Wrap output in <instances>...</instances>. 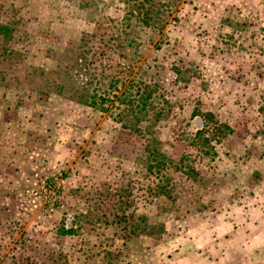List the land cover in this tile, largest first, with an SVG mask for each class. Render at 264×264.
<instances>
[{
    "label": "rangeland",
    "instance_id": "rangeland-1",
    "mask_svg": "<svg viewBox=\"0 0 264 264\" xmlns=\"http://www.w3.org/2000/svg\"><path fill=\"white\" fill-rule=\"evenodd\" d=\"M118 1L123 0H92L106 18L99 32L110 31L107 18L118 17ZM182 5L177 22L162 34L142 29L140 46L123 56L134 66L129 79L156 83L176 103V118L156 128L162 149L175 160L190 155L208 181L191 192L185 187L188 195L179 200L178 213L162 211L158 220L165 233L159 240L133 237L125 256L111 257L114 264H207L212 259L235 264L221 261L234 245L231 233L214 235L216 225L264 227V0H186ZM226 7L238 10L228 13ZM90 9L82 8L80 0H0V25L13 31L12 55L2 65L0 80V243L7 246L5 255L14 254L9 251L15 240L7 232L11 221L22 225L16 240L26 232L41 249L77 244L80 238L61 239L55 229L88 203L95 207L98 193L110 195L102 211L111 221L117 212L136 225L143 213L139 197L153 176L142 170V139L110 116L77 103V86L56 74L66 60L73 62L79 40L97 29ZM233 16L244 27L221 22ZM172 64L188 68V80L176 76ZM41 69L45 75L39 77ZM199 111L232 128L227 139L212 142L217 155L188 145V134L202 125ZM48 178L54 179V191L44 189ZM117 196L127 205L123 212L114 206ZM148 209L153 217L160 211ZM93 211L101 214L96 207ZM118 227L130 230L125 224L109 225L103 237H94L100 230L86 238L93 245L119 239L115 243L123 250L124 233ZM140 243L151 247L143 259L136 254Z\"/></svg>",
    "mask_w": 264,
    "mask_h": 264
},
{
    "label": "trees",
    "instance_id": "trees-1",
    "mask_svg": "<svg viewBox=\"0 0 264 264\" xmlns=\"http://www.w3.org/2000/svg\"><path fill=\"white\" fill-rule=\"evenodd\" d=\"M185 2L186 0L118 1L119 5L114 8L118 17H116L117 19L107 18L110 28L107 33L99 32L104 30L106 22V18L100 17L99 5L96 2L93 3L92 0H80L82 8L92 9H90L91 22L96 23L98 27L95 32L79 40L73 62L71 59L66 60L63 68H58L56 72L71 85L77 86V103L110 116L123 129L131 130L142 139L144 159L142 170L144 176H153V179L139 197L143 210V213L136 218L139 222L136 225H131L128 222V215H119L117 212L112 214V221L109 220L107 211L103 212L102 208L107 205L110 195L102 197L101 193H98L93 201L96 210L101 213L99 216L95 215L93 211L95 207H90L91 205L87 204L90 200L86 198L84 200L87 204L86 209L75 211L67 222L60 224L55 229V235L61 239L75 236L80 238L77 244L70 246L67 250L60 244H54L55 248L52 244L43 245V249H41L35 246L40 242L32 240L26 232H21L16 240L14 234L19 233L22 225L11 221L8 223L7 232L12 240H15L12 241L13 247L9 251L14 254L5 255L7 246L0 243V264H114L112 262L115 259L119 260L120 256H125L123 252L128 251L133 237L135 240L148 239V242L159 240L165 233L164 224L158 220L163 215L162 211L178 213L179 200L188 195L184 189L188 188L191 192L195 184L201 185L208 181L195 168L190 155L182 154L175 160L162 149V144L157 139L156 128L167 127V122L176 118L172 115L176 103L156 83H145L142 79L134 77L129 79L133 75L134 66L129 64L130 61H127L123 56L124 53L140 46L138 35L142 29L162 34L170 22H177V13ZM225 9L230 10L228 13L238 10L233 7ZM234 19V16L226 17L221 22L229 28H232L231 24L233 23L238 29L241 25L244 27L242 22L234 21ZM100 20L102 22H99ZM12 32L6 26L0 25V80L3 78L2 65L12 55L9 47L13 39ZM166 44H169L168 41ZM180 65L184 64L180 63ZM180 65L172 64L171 70L181 80L186 81L189 70ZM37 72L39 77L45 75V71L42 69ZM41 83L45 88L52 85L47 81ZM197 115L202 125L195 133H187L188 145L197 151L204 150L203 154L206 156L217 155L212 142L218 144L227 139L232 134V128L228 124L215 120L211 113L203 114L199 111ZM161 122H166V124ZM141 125L143 126L141 127ZM53 186L54 179L48 178L44 181L45 191L53 190ZM75 192H79V190H75ZM120 198H124V196L120 194ZM120 198L117 196L114 206H119L118 210L123 212L122 206L124 208L127 205L121 202ZM168 203L172 207L171 212L168 211L170 207L162 208V205ZM148 207L157 209L160 207V211L154 217L149 216ZM99 224H103L104 227L99 228ZM121 224L130 227L127 232L118 227L124 233L120 237L122 241L120 246L123 250L115 243L119 239L111 240L110 244L99 241L97 245H93L86 238V236L91 237V232L100 230L103 233H98L94 237H103L107 226L112 225L116 228ZM140 244L136 254L140 259H143L146 258L145 253L149 252L151 247H144L142 243ZM96 251L98 252L95 253ZM125 263L133 262L129 260Z\"/></svg>",
    "mask_w": 264,
    "mask_h": 264
},
{
    "label": "crops",
    "instance_id": "crops-1",
    "mask_svg": "<svg viewBox=\"0 0 264 264\" xmlns=\"http://www.w3.org/2000/svg\"><path fill=\"white\" fill-rule=\"evenodd\" d=\"M264 226V224H262ZM256 229V233L246 234V230ZM214 235L218 237L223 231L231 233L232 245L234 252L227 254L222 253L223 260L227 262H235V264H264V227L260 229V223H244L236 224L231 222H222L217 224ZM248 238V241L245 240ZM251 239V240H250ZM205 261V260H204ZM220 262L215 259L206 261L207 264H217Z\"/></svg>",
    "mask_w": 264,
    "mask_h": 264
}]
</instances>
